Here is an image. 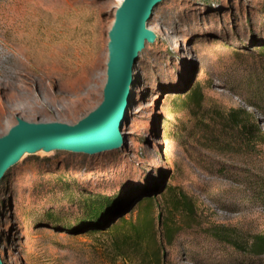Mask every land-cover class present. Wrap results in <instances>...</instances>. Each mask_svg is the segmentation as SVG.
Masks as SVG:
<instances>
[{"label": "rangeland", "instance_id": "1", "mask_svg": "<svg viewBox=\"0 0 264 264\" xmlns=\"http://www.w3.org/2000/svg\"><path fill=\"white\" fill-rule=\"evenodd\" d=\"M122 2L0 0V95L20 107L0 138L18 119L73 125L101 104L108 33ZM148 28L154 37L134 65L120 144L26 153L0 180L4 264H145L112 235L137 210L71 227L98 197L128 191L141 194L133 206L153 198L155 217L167 216L175 194L192 201V218L171 216L181 232L165 264H264V255L210 235L214 225L235 228L248 247L264 234V0H163ZM197 86L202 105L187 107L185 93ZM23 88L40 112L24 111ZM240 108L253 114L259 141L224 124Z\"/></svg>", "mask_w": 264, "mask_h": 264}, {"label": "water", "instance_id": "2", "mask_svg": "<svg viewBox=\"0 0 264 264\" xmlns=\"http://www.w3.org/2000/svg\"><path fill=\"white\" fill-rule=\"evenodd\" d=\"M163 0H123L108 33L107 81L103 101L76 124L61 122L17 125L0 138V180L23 155L65 150L93 154L117 147L128 109L134 65L146 41L155 6ZM0 264H4L0 256Z\"/></svg>", "mask_w": 264, "mask_h": 264}, {"label": "trees", "instance_id": "3", "mask_svg": "<svg viewBox=\"0 0 264 264\" xmlns=\"http://www.w3.org/2000/svg\"><path fill=\"white\" fill-rule=\"evenodd\" d=\"M185 94L184 104L187 107L192 103L195 107H201L203 94L200 86L194 87L191 93ZM224 124H230L236 130L239 128L242 134L248 132L252 141L256 139L259 141L261 128L256 125L253 114L245 109H234L228 114ZM139 195L141 194L135 196ZM135 196L131 191L123 195L100 196L85 207L86 219L80 225L71 227L75 230L83 226L91 227L96 221L115 215L125 207L129 208V214L137 210L139 214L135 218L126 219L125 215L121 216L112 225V235L118 244L130 245L142 254L141 260L145 264H165L166 249L173 245L176 235L181 232V227H178L175 221L171 222V216L181 214L185 218H192L194 213L192 201L188 200L184 192L175 194L170 201L167 216L163 217V213L159 212L155 217L154 199L143 195L136 199L137 203L133 206L131 204L135 201ZM157 219L160 221V228L156 223ZM237 233L235 228L217 225L210 227V235L213 238L241 249L243 252L257 256L264 255V234L253 235V241L246 247Z\"/></svg>", "mask_w": 264, "mask_h": 264}, {"label": "bare ground", "instance_id": "4", "mask_svg": "<svg viewBox=\"0 0 264 264\" xmlns=\"http://www.w3.org/2000/svg\"><path fill=\"white\" fill-rule=\"evenodd\" d=\"M21 76H25L24 78H26V75L22 74ZM21 96L24 97V99L30 100L29 109H24L26 113L32 114L41 111V106L37 102H35L34 99L32 98L33 96L32 90H30L29 88H23ZM19 109L20 107H17L13 104V100L10 95H5V94L0 95V127H3V125L5 124L8 125V121L6 120V117L11 114H14V112Z\"/></svg>", "mask_w": 264, "mask_h": 264}]
</instances>
